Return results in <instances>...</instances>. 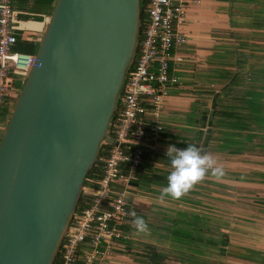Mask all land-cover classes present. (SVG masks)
I'll list each match as a JSON object with an SVG mask.
<instances>
[{
  "label": "crops",
  "instance_id": "obj_1",
  "mask_svg": "<svg viewBox=\"0 0 264 264\" xmlns=\"http://www.w3.org/2000/svg\"><path fill=\"white\" fill-rule=\"evenodd\" d=\"M26 1L28 7L18 10H32L27 12L33 18L24 26L34 33L43 32L52 7L38 4V0ZM36 6L46 9L36 12ZM37 16L42 20H36ZM181 29L187 41L178 49L184 57L175 68L180 82L169 90L163 111L164 130L148 140L146 151L153 154L145 156L146 166L141 172L171 171L167 147L194 145L201 154L213 157V167H219L220 173L209 170L178 198L160 184H132L130 199L138 210L131 207V213L142 215L147 230L138 231L131 215L125 224L127 237L114 242L109 263L183 264L178 258L182 253L198 254L210 261L216 250L219 260L213 259L214 263L264 264V0H202L189 6ZM222 103L230 104L229 108L221 107ZM215 104L237 114L235 139L246 144L241 152L222 150L230 129L211 122ZM179 211L201 215L203 228L205 222L208 224L207 235L213 218L229 235V243L213 249L209 242L205 244L203 233V241L193 244L191 250L173 235L168 240L156 235L152 225L156 228L168 214L175 222ZM149 246L169 257L163 262L151 260L146 255Z\"/></svg>",
  "mask_w": 264,
  "mask_h": 264
},
{
  "label": "water",
  "instance_id": "obj_2",
  "mask_svg": "<svg viewBox=\"0 0 264 264\" xmlns=\"http://www.w3.org/2000/svg\"><path fill=\"white\" fill-rule=\"evenodd\" d=\"M49 16L0 140V264L54 263L88 172L113 142L141 0H56Z\"/></svg>",
  "mask_w": 264,
  "mask_h": 264
},
{
  "label": "built area",
  "instance_id": "obj_3",
  "mask_svg": "<svg viewBox=\"0 0 264 264\" xmlns=\"http://www.w3.org/2000/svg\"><path fill=\"white\" fill-rule=\"evenodd\" d=\"M201 2L141 0L137 55L110 123L113 142H107L101 175L86 178L83 207L65 233L60 264H110L114 242L127 237L123 226L131 216L130 187L138 180L148 140L164 130L166 97L179 84L175 68L184 61L178 51L187 41L181 26L189 6ZM29 18L33 15L16 9L13 0H0V137L6 127L5 106L21 91L17 80H25L37 60L36 53L15 49L20 42H39L32 36L35 31L24 26Z\"/></svg>",
  "mask_w": 264,
  "mask_h": 264
},
{
  "label": "trees",
  "instance_id": "obj_4",
  "mask_svg": "<svg viewBox=\"0 0 264 264\" xmlns=\"http://www.w3.org/2000/svg\"><path fill=\"white\" fill-rule=\"evenodd\" d=\"M56 0H38V4L40 3H45V4H54ZM38 8L41 9V6H36ZM27 11H32V10H28ZM36 12H42L40 10H37ZM144 15V12H143ZM145 16V15H144ZM36 20H42L41 16H37ZM26 42L29 46V51L33 50V47L36 46V44H38V42H33V41H24ZM21 43V42H20ZM22 45V44H21ZM31 53V52H30ZM137 55V52H136ZM219 104H215L214 106V116H213V120L211 121L212 123H216L218 125L227 127L228 129H230V134L228 137H230L228 140H226L223 144L222 150H228L229 152L232 153H237V152H241V149L243 148V146H246V144L242 141H238L235 139V129L236 127L239 125L237 122L235 123V118L237 116V114L235 113L234 110H229V109H223V108H229L230 104H220L221 107H223L222 109L219 108L218 106ZM238 117H240V115H238ZM249 117V116H248ZM226 120V121H225ZM108 144L104 143L101 148H100V152H99V157L98 160L96 161V163L93 165V167L89 170L87 177L90 176H94V177H99L102 173V166H103V161H102V157H105L107 154V148H108ZM153 154L152 150H148L146 151V153L144 154L145 156H148L149 154ZM146 163L144 162L141 165V168L145 167ZM151 167V166H150ZM141 168L138 172V180L139 182L142 183H156V184H160L162 186H166L168 181H167V176L169 174V172H166L164 174L160 173V172H156V171H151L149 174H144V172H141ZM87 183L86 180L84 182V184ZM119 187H122V184H118ZM147 191H154L153 188L151 189H147ZM146 191V192H147ZM188 192V191H186ZM183 200H186V198H180ZM83 200H82V196L79 200V204L77 206V210L81 209L83 207ZM136 207H134V211L137 210L135 209ZM137 216H141V214L139 213H135ZM168 216V217H167ZM165 221L161 222V224L157 225V227L155 228L154 225H152V227L154 228V232L156 233V235H161L160 237L162 238H166V240L170 239V235H173L175 237V239H179V242L183 243V247L188 248L193 250V244H197L201 241H203V233H205V244H207L209 242V244L211 245V247L214 248H218V246L220 244L222 245H227L229 243V235L227 233H225L224 231L219 229V226L217 224V222H215V220H213V218H211L210 220V227H209V231L210 234L207 235V231H206V227H207V222H205V228H203V223L201 222L203 219L201 217V215L198 214H191L187 211H179L177 213V218L175 222H172L169 219V214L165 216ZM167 219V220H166ZM151 226V224H150ZM126 225L123 226L124 230ZM152 228V229H153ZM198 245V244H197ZM148 254H146L151 260L155 261V262H161L162 260L166 259L169 257V254L156 248L155 246H149L148 247ZM214 251L211 253L212 257L210 259V261L208 260H203V258L198 255V254H187V253H182L178 256V258L180 259V261L183 264H187V263H192V264H213L214 262H212L213 260V255ZM61 262V253L60 251L58 252L56 259L54 261L53 264H60ZM163 262V261H162Z\"/></svg>",
  "mask_w": 264,
  "mask_h": 264
},
{
  "label": "clouds",
  "instance_id": "obj_5",
  "mask_svg": "<svg viewBox=\"0 0 264 264\" xmlns=\"http://www.w3.org/2000/svg\"><path fill=\"white\" fill-rule=\"evenodd\" d=\"M166 155L171 160L172 170L167 176L165 192L173 198L180 197L188 191L191 186L202 179L211 170L213 174H219L220 168L213 167L215 160L211 155L201 154L194 145H187L182 149H177L174 145L168 146ZM134 217V224L138 231H146L147 224L141 216L131 213Z\"/></svg>",
  "mask_w": 264,
  "mask_h": 264
},
{
  "label": "rangeland",
  "instance_id": "obj_6",
  "mask_svg": "<svg viewBox=\"0 0 264 264\" xmlns=\"http://www.w3.org/2000/svg\"><path fill=\"white\" fill-rule=\"evenodd\" d=\"M27 4V1L26 0H15V3H14V7H16L17 9H26L28 6L26 5ZM37 4V3H36ZM49 6H50V8L52 7V9H53V6H54V4H52V5H50L49 4ZM50 8H48V10H50ZM34 9L35 10H45L46 8H38V7H34ZM52 11V10H51ZM42 34H43V32L41 31L40 33H35V34H33L32 36L34 37V38H37L38 40H40L41 39V36H42ZM22 44V45H21ZM29 46L30 45H28L26 42H21V43H19V44H17V46L15 47V49L16 50H18V51H24V52H31V53H36V52H38V50H39V47H40V43L38 42V44H36V46L35 47H33V50H31V51H29ZM26 80H27V78L25 79V80H22V79H18L17 80V86H18V88H20V90L22 91V89H23V87L25 86V83H26ZM16 95H18V92L16 93ZM17 97V96H16ZM17 98H14L12 101H13V103H16L17 102ZM12 109H14V107H12ZM13 111V110H12ZM11 113V114H10ZM12 115V112L9 110V111H7V117L9 116H11ZM4 134V133H3ZM3 134L1 135V139H2V137H3ZM135 194H137V193H135ZM131 196H133L132 194H130ZM138 195V194H137ZM130 203H131V207H132V209H133V207L135 206V203H133V200H130ZM137 206V205H136ZM137 208V207H136ZM135 208V209H136ZM137 210H138V208H137ZM218 251H214V253H213V255H214V257H213V259H215L216 261H218L219 260V257H218ZM212 257V256H211ZM212 259V260H213ZM168 264H173L172 262L171 263H168ZM213 264H218V263H213Z\"/></svg>",
  "mask_w": 264,
  "mask_h": 264
},
{
  "label": "flooded vegetation",
  "instance_id": "obj_7",
  "mask_svg": "<svg viewBox=\"0 0 264 264\" xmlns=\"http://www.w3.org/2000/svg\"><path fill=\"white\" fill-rule=\"evenodd\" d=\"M15 104L16 103H9V104H7L6 106H5V110H4V113H5V122H7V120L9 119V116L7 117V111H11V112H13L12 110H14V109H12V107H15ZM11 114V113H10Z\"/></svg>",
  "mask_w": 264,
  "mask_h": 264
},
{
  "label": "bare ground",
  "instance_id": "obj_8",
  "mask_svg": "<svg viewBox=\"0 0 264 264\" xmlns=\"http://www.w3.org/2000/svg\"><path fill=\"white\" fill-rule=\"evenodd\" d=\"M50 18V17H49ZM49 20V19H48ZM48 22V21H47ZM30 26H33V23H29Z\"/></svg>",
  "mask_w": 264,
  "mask_h": 264
}]
</instances>
